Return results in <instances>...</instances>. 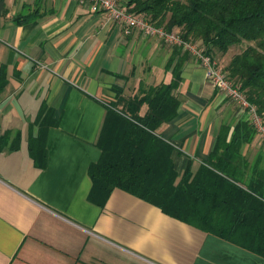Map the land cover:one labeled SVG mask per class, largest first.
Listing matches in <instances>:
<instances>
[{
    "label": "crops",
    "instance_id": "obj_1",
    "mask_svg": "<svg viewBox=\"0 0 264 264\" xmlns=\"http://www.w3.org/2000/svg\"><path fill=\"white\" fill-rule=\"evenodd\" d=\"M183 52L140 31L125 35L76 0H0V69L8 74L0 137L9 133L0 150V264H264L125 191L115 190L104 207L90 201V167L101 157L110 103L141 82L170 83L172 60L182 64L180 108L159 134L174 147L179 177L200 168L223 125L232 132L248 120ZM48 119L55 125L42 167L29 141ZM259 152L256 133L244 155Z\"/></svg>",
    "mask_w": 264,
    "mask_h": 264
},
{
    "label": "trees",
    "instance_id": "obj_2",
    "mask_svg": "<svg viewBox=\"0 0 264 264\" xmlns=\"http://www.w3.org/2000/svg\"><path fill=\"white\" fill-rule=\"evenodd\" d=\"M127 7L158 28L198 42L264 120V0H130ZM25 20L18 17L17 23ZM227 56V64L220 62ZM167 68L173 73L170 83L141 82L132 96L118 91L110 103L97 141L101 157L90 167V201L104 207L115 190H122L264 258V154L244 155L256 136L254 127L247 119L232 132L223 125L200 168L179 177L174 147L159 130L178 116L182 64L172 60ZM7 84V70L1 67L0 96ZM54 125L46 120L29 141L30 155L42 167L46 133ZM7 134L0 137V150Z\"/></svg>",
    "mask_w": 264,
    "mask_h": 264
},
{
    "label": "built area",
    "instance_id": "obj_3",
    "mask_svg": "<svg viewBox=\"0 0 264 264\" xmlns=\"http://www.w3.org/2000/svg\"><path fill=\"white\" fill-rule=\"evenodd\" d=\"M89 7L93 13L104 15L107 22L117 24L125 35L140 31L146 36H156L172 47L187 52L205 69L207 80L248 116V121L254 127L257 135L264 142V120L255 105L251 104L241 88L230 81L227 74L216 60L207 55L198 42L187 41L177 32H168L152 25L146 18L132 13L124 0H76Z\"/></svg>",
    "mask_w": 264,
    "mask_h": 264
}]
</instances>
